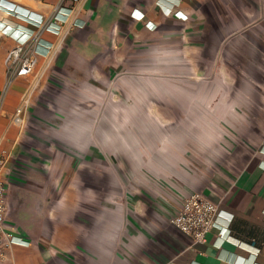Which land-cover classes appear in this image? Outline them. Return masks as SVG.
Listing matches in <instances>:
<instances>
[{"label":"crops","instance_id":"1","mask_svg":"<svg viewBox=\"0 0 264 264\" xmlns=\"http://www.w3.org/2000/svg\"><path fill=\"white\" fill-rule=\"evenodd\" d=\"M71 5L6 85L25 12ZM1 156L0 264H264V0H0ZM192 192L203 240L170 220Z\"/></svg>","mask_w":264,"mask_h":264},{"label":"built area","instance_id":"2","mask_svg":"<svg viewBox=\"0 0 264 264\" xmlns=\"http://www.w3.org/2000/svg\"><path fill=\"white\" fill-rule=\"evenodd\" d=\"M73 4L78 0H70ZM63 10V11H62ZM71 6H58L51 19L38 17L32 19L31 14L26 13V20L31 26H26L21 30H12L15 33L16 44L6 52L5 60L9 70V77L6 85L15 75H26L33 71L36 63L35 53H47L50 50L51 43L41 40V31L43 29L57 32L60 29L58 20L66 18ZM16 15L19 14L14 7L10 9ZM176 15L185 16L179 10L174 12ZM141 18V14L139 15ZM7 26H3V30ZM40 46L42 49L36 48ZM29 86L22 93L20 102L14 110V117L23 121V115L29 101ZM6 165V156L0 157V243L7 245L14 241L15 235L6 229V197H5V177L4 168ZM170 220L185 232L189 233L196 240H203L204 234L213 226L219 227L217 223V205L210 198L200 192H192L184 195L181 200V207L171 216Z\"/></svg>","mask_w":264,"mask_h":264}]
</instances>
